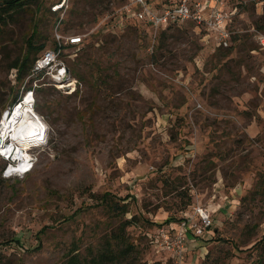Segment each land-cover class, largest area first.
Wrapping results in <instances>:
<instances>
[{
	"label": "rangeland",
	"instance_id": "1",
	"mask_svg": "<svg viewBox=\"0 0 264 264\" xmlns=\"http://www.w3.org/2000/svg\"><path fill=\"white\" fill-rule=\"evenodd\" d=\"M56 1L27 0L0 20V118L30 85L13 66L30 33L44 43L36 57L54 46ZM125 1L67 0L64 32L88 35L63 54L80 89L34 90L45 133L28 147L32 169L0 181V264H71L70 253L79 264H176L157 225L181 217L185 193L213 225L191 235L182 264H264V1L226 0L237 9L227 53L193 22L171 27L163 46L138 21L92 30ZM105 190L133 195L126 216L139 218L127 227L136 249L115 261L98 259L117 225L99 203Z\"/></svg>",
	"mask_w": 264,
	"mask_h": 264
},
{
	"label": "built area",
	"instance_id": "2",
	"mask_svg": "<svg viewBox=\"0 0 264 264\" xmlns=\"http://www.w3.org/2000/svg\"><path fill=\"white\" fill-rule=\"evenodd\" d=\"M67 8V0H59L51 5V10L56 15L54 46L45 48L35 58L27 75L30 88L26 90L25 95L31 94L33 98L35 88L42 84L75 88L76 79L71 75L63 54L69 49H75L68 54L69 57L76 54V49L85 43L88 35L64 32L63 19ZM236 10L227 9L226 0H126L119 7L102 15L92 30L113 32L138 21L151 27V33L156 36L162 29L193 22L197 27L210 31L217 39V44L228 46L231 37L229 25ZM258 36L264 45V34L259 33ZM22 100L10 105L0 118V156L6 160L1 171L4 178L23 177L32 169L35 162L34 155L28 151L31 145L22 147L12 135V130L9 132L2 130L3 118L9 116L8 120L11 119ZM31 102L34 104V98ZM35 118L44 125L39 114H36ZM175 223L176 225L170 227L164 225L158 227L156 243L160 248L170 252L176 264H182L191 235L201 236L210 228L212 213L208 206L195 204L192 208L184 210L181 218Z\"/></svg>",
	"mask_w": 264,
	"mask_h": 264
},
{
	"label": "trees",
	"instance_id": "3",
	"mask_svg": "<svg viewBox=\"0 0 264 264\" xmlns=\"http://www.w3.org/2000/svg\"><path fill=\"white\" fill-rule=\"evenodd\" d=\"M264 1V0H263ZM27 0H0V20L3 18V16H5V12L7 8H12V7H17V6H23L24 3H26ZM137 22H134L132 24H128V26H133L134 29H136L138 25ZM181 27V26H178ZM258 27H260V25H258ZM171 27H168L166 29H162L161 30V39H160V46H163L164 40L166 39L167 36V32L169 31ZM35 31H33L32 33H30L29 37L27 38V48L26 51L24 53V55L21 57V59H17L16 62L13 63V66L16 68V79L19 80L20 82L23 81V78L26 74H29L30 69L33 65V62L36 58L35 54L44 46V43H40L38 45H36L35 42ZM219 49L221 50L222 47H219ZM225 49V53H227L226 51H229L231 49L230 46L228 47H224ZM223 52V51H221ZM71 70V69H70ZM73 78L76 79V83H75V88H72L73 91L72 93H76L79 91L80 87H78V81L80 80L78 76H74ZM80 82V81H79ZM46 85H51V84H42L41 86H46ZM53 85V84H52ZM58 86V85H56ZM60 87V86H58ZM30 88V85H28L27 89ZM69 89V90H72ZM21 99V96H18V90L17 93L15 94L13 100H12V104L16 103L17 101H19ZM11 104V105H12ZM35 107L37 109H39V105L38 103L35 104ZM1 174V173H0ZM4 179H8V178H2L0 176V181L4 180ZM182 194L184 193L183 191ZM179 192V193H180ZM188 194L185 193L183 195H180L181 198H184V196L187 197V200L183 202V208L185 207L184 210L188 209L187 205H190L192 203L191 200V196H187ZM133 195H118L110 190H105L103 191L100 196H99V203L103 206V208L106 210V212L108 213V215H110L112 218H115L117 221V225H115V227H113L110 230V235H108L105 240H103V244H104V248L99 252L98 254V259H109L112 261L118 260L120 258H126L130 255L131 251L136 249V243L130 239L129 237V232L127 230V227L129 225H131L132 223L136 222L137 219H139L137 217V215L132 214L130 217H127V213L130 212V205H131V199L133 198ZM187 206V207H186ZM79 211V208L75 211V213H73V215L68 216L67 218H71L72 216H74L77 212ZM176 217L170 216L168 217L166 220H164V222H169L168 225L170 227V223L173 222H177L181 217L177 218V220L175 219ZM159 225H157V228L159 226L162 225V223H158ZM212 225H213V221H212ZM212 225L210 226L209 229H212ZM45 227H42L39 230V233L43 232L45 229ZM202 236V235H201ZM200 236V237H201ZM219 239H225L224 237H220L218 236ZM150 242L153 241V237L150 236ZM263 241V239H262ZM41 240H38V244L36 246V248H40L41 246ZM77 249V248H76ZM70 252H72V249L70 250ZM2 254V250L0 248V255ZM94 258V257H93ZM97 259V258H96ZM69 261L71 264H79V259L77 257L76 254L70 253L69 254ZM94 261V259H93ZM155 264H160L159 262H156ZM203 264V263H201ZM258 264H263L262 262L258 263Z\"/></svg>",
	"mask_w": 264,
	"mask_h": 264
},
{
	"label": "bare ground",
	"instance_id": "4",
	"mask_svg": "<svg viewBox=\"0 0 264 264\" xmlns=\"http://www.w3.org/2000/svg\"><path fill=\"white\" fill-rule=\"evenodd\" d=\"M31 101V94H26L22 103L18 105L17 110L13 113L12 118L8 120V116L2 120V130L6 132L12 130V135L24 148L35 145L45 133V125H42L35 118L37 113Z\"/></svg>",
	"mask_w": 264,
	"mask_h": 264
},
{
	"label": "crops",
	"instance_id": "5",
	"mask_svg": "<svg viewBox=\"0 0 264 264\" xmlns=\"http://www.w3.org/2000/svg\"><path fill=\"white\" fill-rule=\"evenodd\" d=\"M170 225L174 226V225H176V223L171 222ZM192 240H193V239H192Z\"/></svg>",
	"mask_w": 264,
	"mask_h": 264
},
{
	"label": "water",
	"instance_id": "6",
	"mask_svg": "<svg viewBox=\"0 0 264 264\" xmlns=\"http://www.w3.org/2000/svg\"><path fill=\"white\" fill-rule=\"evenodd\" d=\"M65 77H66V74H65V76H64V79H65Z\"/></svg>",
	"mask_w": 264,
	"mask_h": 264
}]
</instances>
